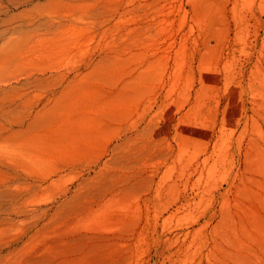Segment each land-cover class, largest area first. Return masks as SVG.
<instances>
[{
	"label": "rangeland",
	"instance_id": "rangeland-1",
	"mask_svg": "<svg viewBox=\"0 0 264 264\" xmlns=\"http://www.w3.org/2000/svg\"><path fill=\"white\" fill-rule=\"evenodd\" d=\"M0 264H264V0H0Z\"/></svg>",
	"mask_w": 264,
	"mask_h": 264
}]
</instances>
